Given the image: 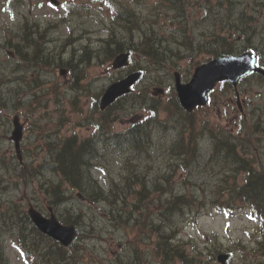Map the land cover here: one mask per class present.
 Wrapping results in <instances>:
<instances>
[{
	"label": "rangeland",
	"instance_id": "1",
	"mask_svg": "<svg viewBox=\"0 0 264 264\" xmlns=\"http://www.w3.org/2000/svg\"><path fill=\"white\" fill-rule=\"evenodd\" d=\"M85 1L88 0H79V5L80 2L83 3ZM196 1H199V5L197 3L196 5L192 6L188 5L186 12L189 26L191 27L193 35L196 39L195 45L201 41V43L203 42L202 48L195 49L191 52L187 51L186 49L195 45L172 46V51L176 52L174 59L170 61L171 59L168 58L167 61L170 62L164 63L162 66L160 65L161 70L159 71H156L154 68L150 67L145 57L140 55V51L138 50L139 45L135 46L137 51L132 49L133 42L137 44V41H140V38L137 37L138 34H129V32H133L132 28H134L136 25L135 16H133L134 18L130 21L132 25L130 23L126 24V21H128L127 18H124L126 19L124 20L118 16L117 25L111 32V41L116 40L120 43L121 48L126 47L127 49L132 50L130 58H133V60L136 61V63L132 65V68L136 67L137 69L141 70V78L143 81H147L148 77L152 76V74H160L163 81L162 83H158V85L164 87L165 93H168L172 87L173 80L170 78V69L175 60L177 61L174 65V68L177 67L181 69L186 76L188 74L189 68L194 65L195 62H203L208 57H211V53L208 51L211 47L210 33L215 32L218 33V35H220V33L223 34L225 33L222 28L224 23L232 22L229 18H227L229 16L222 15L223 10L217 6L216 0H210L212 3L210 6H208L207 3H201L204 2V0H189L190 3H194ZM260 1H262V3L258 5L254 3L255 0H237V6L239 10L245 8L247 9L245 18H248L249 15H254L255 19L251 21H246L245 19L243 22V27H248L250 25L255 26V31L249 29L248 33H255L253 35V44L259 49H264V0ZM101 2L102 0H95L94 2L90 1L91 5L96 6L99 9ZM103 7L106 8V5ZM83 8L85 11H87L86 7L79 6V8H77L79 9V14L67 24L58 27L57 30L50 36L56 37L58 39H63L69 35L71 38L83 36L84 38L82 39H87V37H90L92 45H94V47H98V37L105 34L103 31V25L96 21H93L91 24H87L86 21L88 17ZM134 8L141 15L140 18L143 22V29H145V27L147 28L151 26L157 29L161 33L162 37H166L168 39L170 33H178L180 31L178 36L181 33L184 34L180 27V17H176L172 11H166L164 7H160V5L157 4L155 0H144L141 4L134 5ZM32 10L34 13H36L37 7L32 5ZM210 10H212V12L209 13ZM101 11L105 16H111L110 12L106 13L104 10ZM229 11L232 14L235 13L233 8H230ZM21 13L22 10L19 15H15L14 19L9 18L6 13H0V27H5L8 29L15 26L20 20L19 17L21 16ZM40 19H42V17ZM44 20L46 21V19ZM26 26L30 27L29 25L22 23L19 26V29H24ZM69 27L72 28L71 31H69ZM84 29H87L90 32L85 33ZM230 33L235 35L234 27H232ZM1 35L2 32H0V36ZM5 35L6 33H4V36ZM243 35L248 36L245 34ZM178 36H175V38ZM133 37L135 39H133ZM128 39H130L129 43L126 44ZM177 39L180 40V38ZM48 40L51 41L50 39ZM16 49L19 51L20 49L22 50L21 47H16ZM40 51L43 53V55L45 54V56H43L44 63L38 59H35L38 66V74L36 77L33 76L32 72L28 68V65L22 66L19 63H15L9 72V84H5L0 88V101L5 102L6 108H11L23 100L28 103V105L26 104L21 108V111L29 116V122L31 124L30 127L27 125V129L24 131L23 139H25L29 146L34 148L32 152L34 153L36 163H38L43 157V151L41 149H44L43 142L46 135H50L53 138H65L72 135L73 133H75L77 136H86L90 132L86 131L84 127L90 126V122H85L83 120L84 116L82 112H76L72 110L73 105L70 103L68 98L71 97L73 91L67 86L69 79H66L60 75L61 69L66 72L73 73V82L85 72L87 77L82 83L83 85H87L92 93H97L102 90V87L106 86L109 82V76L113 75V69L109 63L111 59V53L108 49L102 51V53L99 50L95 51L94 56L100 57L99 64H93L89 69H87L90 64L96 62L87 41L80 48L77 59H75L76 56L69 51L71 58L75 61V66L71 65L70 63H64L62 66L60 65L62 57L65 58V60H68L69 56L66 53V51H68L67 48L62 44L48 45ZM80 55H82V59L84 61H87L86 63L81 61L85 64L79 62ZM181 55L182 57H180ZM125 73L126 72L124 71H116L115 76L118 79ZM55 82L58 83L57 90L60 91L61 94L55 95L50 91L52 84ZM258 84L263 83L258 81L255 77L249 76L247 79L241 82L240 92L246 97V99L250 98L253 104L255 101L256 105L259 106V109L264 114V89L260 90V92L263 93V97L258 99L255 96L258 91ZM167 88L169 91H167ZM47 90H49L48 93H46ZM150 92L153 91L151 90ZM38 94L40 95L38 96ZM212 95L214 96L213 99H211L210 105L203 108L201 111L197 110L195 112V118L197 120L196 129H200L203 125H207V127L211 128L212 130L217 129L218 126L232 128L231 125L236 120V113L233 111V105L235 106L233 92L230 89L222 90L221 88L217 87ZM95 97L98 100L99 97L97 94H95ZM139 97L140 98L137 97L135 100L122 99L121 107L127 112H132L137 105L142 104L143 101L146 100L145 96L144 99L143 96ZM165 98L166 95L163 96V100H165ZM242 105L244 106L243 102ZM223 108H226V113L222 112ZM91 113L96 114L97 109L93 108ZM160 117H162V115H160ZM205 121H207L206 124ZM81 123H83L84 126L81 125ZM114 124L116 127L119 126V123ZM136 124L137 123L131 124L129 127ZM93 125L98 127L99 122H94ZM129 127H123L121 128V131H125ZM188 128L195 129V125L189 124ZM260 128L264 131V124H262ZM108 131L110 132V135L111 133L118 132L113 130L111 126H108ZM168 131L170 132L167 136V139L169 140L175 135H173V130L171 128L168 129ZM7 135V132L0 128V157H4V159L7 161L5 162L0 159V172L6 176L11 175L16 168V165H13V162L11 161V144L6 139ZM156 135L159 136L160 134ZM177 136L178 135H176V137ZM102 137H106V135L102 134ZM108 145L109 148L112 149L113 145H115V141H109ZM211 146V138H203L199 144L197 158H195L193 161H190L192 158L189 159L190 163L188 164V171L185 172L180 167L176 168V172L172 175L169 183L164 185L165 190L162 192L163 202L161 204L162 210L160 206L155 205L156 195L153 192L151 195V197H153L151 198L153 202H149L150 197H147L146 193L144 195H140V206H137L136 209L133 205L136 195L133 192L132 194L128 193L124 199L125 202L120 204L121 208L124 209V212H128L129 210H133V213L136 214L142 212L147 217L151 216L154 223L161 222L162 228L169 229V221L171 219L170 217L163 215V212L167 213L169 210L167 201L171 199L172 195L185 191L187 196L193 195V200L190 202V204L184 206L185 210L192 214H190L192 216V220L195 217V214L197 215V220L193 222L195 225H198L196 227L192 225H185L188 220L183 218V215H176L173 219L174 222L172 225L177 229L178 234L181 237H184L187 241L191 239L193 243H196V245H198L200 248H205L206 246L211 248L212 240L221 245L220 241L227 243L237 240L239 236L246 239L244 234L240 232V228L243 223H247V209L237 210L234 216L235 218L229 217L221 212H215L214 206L211 203L213 200L209 199V197H211V185L215 180V176L211 174V171L214 167L219 165V161L217 159L210 160L212 158L210 154ZM259 147L260 150H257L254 156L257 158L256 166L260 168V164L264 165V140L261 142ZM100 148H104L103 142H101ZM53 153L54 152L52 148L45 149L46 158L44 160V166H46V168L49 170L50 168L47 166L49 162L48 158H50ZM122 156L123 153L121 156L111 153L105 157L106 161L104 163H102L104 161L103 156L97 158V160L102 163L103 170L107 177L109 174H114L117 167L124 165L126 161ZM151 159H148L147 154L143 153L140 166L135 164L136 162L131 163L132 166H134L139 171L134 173L136 176H143L146 174L148 181H145L144 184L148 185V189L159 188L156 186V182H158V180L155 179L157 173L155 166H161L165 162V159L162 157V153H158L157 151L152 152ZM145 165L152 166V168L147 171L146 168L143 167ZM220 175L224 177L223 174ZM241 178L242 175L238 177L239 182H241ZM55 179L58 180V176L52 175L49 172H45V175H42L41 177L42 184L45 186V193L53 204L58 200V198L53 196L54 194H57V192L54 190V187L58 189L57 185H59L60 191L63 189L62 183ZM6 181L9 182L8 180ZM160 181L161 180H159V182ZM101 183L106 186L107 181H103ZM140 186V183L137 182L133 185V188L138 190ZM233 186L234 185H231L229 187V191L236 194V190L233 191ZM9 187L10 188L7 190H2L0 188V208L11 209L9 199H18L19 196H21V193L23 192L22 190L24 188L26 199H33V189H35L37 202L43 203L45 200L44 195L39 192L40 189L37 182L33 184L31 183L28 186H21L20 188L16 189H14V185ZM110 188H112V191L115 192L118 190L117 186L115 185L110 186ZM68 189L70 190V187H68ZM90 189L91 188H89V190ZM123 190H129V188L125 186ZM76 191L77 190L72 191L71 198L69 196L60 204L54 205L58 210L66 211L63 214L71 212L74 215H77L80 212L79 208L82 209L85 221L84 226L86 227V229L83 228V231L87 232V235L89 236L84 242V249H82V252L86 255L83 264H105V262L106 264H113L116 259L115 254L121 247V244L127 242L132 243V239L135 235V228L127 224H117L114 222V220H112L113 223L109 222L105 214L102 213V208L98 204L90 205L89 201L86 200L89 199L94 204L93 199L88 197H83L85 198L83 199L82 197L77 196L78 194ZM219 199L222 200L220 196ZM235 202L241 206L246 205V203L242 201L237 195L235 197ZM135 203H137V201ZM22 218H24L22 214L16 215V219L19 223H24L21 220ZM229 219L233 220L230 221ZM0 220L2 221V224H0V232L4 233L7 231V223L5 224L6 221L2 220V217ZM190 220L191 219H189V221ZM190 235L192 236L191 238H186V236ZM209 237H211V239ZM155 243H153L151 247L147 246L152 257L158 255ZM172 244L174 246L177 245L178 247L179 242L173 239ZM142 246L143 245H141V247ZM191 246H189L188 249L193 247ZM203 252V256L205 258V255L208 254V252L207 250H204ZM9 255L11 257L12 264H22L20 260H17L14 252L10 251ZM200 258L202 257L200 256ZM171 264H176V262ZM203 264L210 263L206 261Z\"/></svg>",
	"mask_w": 264,
	"mask_h": 264
},
{
	"label": "trees",
	"instance_id": "2",
	"mask_svg": "<svg viewBox=\"0 0 264 264\" xmlns=\"http://www.w3.org/2000/svg\"><path fill=\"white\" fill-rule=\"evenodd\" d=\"M159 5L160 7H165L166 9H170V11H172L177 17H180V21L185 18L184 8L178 4L177 0H159ZM133 16H135V14L129 10L122 13V18L128 19V21H126V24L130 23L132 25L130 21L134 18ZM228 24H231V22H229ZM26 28L28 30L30 27L27 26L24 27L25 30ZM132 30L133 32L131 31L129 32V34L130 35L138 34L137 37L140 38V41H137V44L133 42L132 49L137 51L135 46L139 45L138 50L145 57L151 59L153 64L156 66H159L161 63H164L168 59L169 54L171 53L172 46L174 45L189 46L190 44L196 43V40H193L189 35H186L185 33L184 34L181 33L178 36L180 31L178 33H170L168 39L166 37H162L161 33L157 29L151 26L147 28L145 27V29H141L138 31H136L134 27L132 28ZM30 31L31 30L24 32L23 36L24 37L30 36L31 35ZM175 36L178 37L175 38ZM182 36L187 40L183 44H180V40L183 39ZM177 38H180V40H178ZM133 39L135 38L133 37ZM120 49H122L120 47V43L116 40H113L111 46L108 48V50L111 53V56L114 55ZM43 56H45V54L43 55V53L39 51L38 57L36 59L42 61ZM129 130H135V127H132ZM73 149H74V144L72 142L71 145L69 144L65 145L60 151L53 150L54 153L51 157L55 158L56 166L50 165L49 168L53 172L59 171V173H63V180L66 183H68L71 187L81 188L84 190L91 188V190H93V188H96L94 185L95 183L90 181L87 175V170L89 169V166H91V160L89 159V156L94 149V143L91 141H86L84 143V150L86 152V155L83 156H79L76 153H73ZM176 155L180 156L179 153H176ZM186 156L188 159L192 158L190 161H193L196 158L195 154L191 151H188L186 153ZM248 175H249V182L241 190V194L244 197L251 196V190L260 189L264 184V178L261 172L254 171L252 169L248 171ZM57 187L58 189L54 187V190L57 192V194H54L53 196L58 198V200L54 204H60L63 200L66 199L65 195L62 193V191H60V186L57 185ZM111 219L114 220V222H116L113 215H111ZM172 242L173 239L156 241L155 247L157 254L159 255L161 253H164V256H166L169 255L171 252H174L173 250L177 248V245L174 246ZM181 255L182 254H180V256ZM41 256L51 264H62L61 256H59L60 258H53L52 255L50 254L49 247H45L43 249ZM66 264H70V263L68 262Z\"/></svg>",
	"mask_w": 264,
	"mask_h": 264
},
{
	"label": "bare ground",
	"instance_id": "3",
	"mask_svg": "<svg viewBox=\"0 0 264 264\" xmlns=\"http://www.w3.org/2000/svg\"><path fill=\"white\" fill-rule=\"evenodd\" d=\"M140 1V0H139ZM165 8V7H164ZM166 9V8H165ZM167 10H170V9H167ZM184 14H185V10H184ZM119 17L121 18V19H123L122 18V14H120L119 15ZM225 25H228V23H224ZM32 34V33H31ZM191 45H195V44H190L189 46H191ZM84 49V48H83ZM173 49H171V53L169 54V57L168 58H170L171 60L170 61H172L173 59H174V55L176 54V52H173L172 51ZM20 51H22L21 49H20ZM135 51V50H134ZM126 53H127V57L128 58H130V56H131V53H132V50H130V49H127L126 48ZM140 55H142L143 57H145L141 52H140ZM114 55H112L111 56V59H112V57H113ZM75 59H77V57H75ZM110 59V60H111ZM145 59H146V61L148 62V65L150 66V67H152V68H154V70H156V71H159V70H161V66L164 64V63H169L170 61H165L164 63H161L159 66H156V65H154L153 64V62L151 61V59H149V58H147V57H145ZM79 60V59H78ZM81 61H84L83 59H82V55H80V60H79V62L80 63H82ZM42 62L44 63V57H43V60H42ZM85 63L87 62V61H84ZM85 63H82V64H85ZM27 66V65H26ZM15 70H17V69H15ZM14 70V71H15ZM132 74H134V75H136L137 77H142V72H141V70L140 69H137L136 67L135 68H132ZM127 77V72L122 76V77H120V78H118V79H124V78H126ZM138 98H140V97H138ZM143 99H144V96H143ZM19 104V103H18ZM134 123H137L136 125H132L131 127H129L128 129H126V130H129V129H131L132 127H135V130H137L138 128H139V123L138 122H134ZM134 123H132V124H134ZM125 130V131H126ZM110 133V132H109ZM117 134V132H114V133H111V136H114V135H116ZM96 157L97 158H99V157H101L100 155H96ZM193 157V156H192ZM190 159V158H189ZM92 164H93V162H92ZM68 184V183H67ZM69 185V184H68ZM69 187H71L70 185H69ZM85 191H90V193L91 192H94L95 191V193L98 195V196H100L99 194H100V192L98 191V190H96V188H93V190H89V189H87V190H85ZM97 191V192H96ZM65 197H66V199H67V195H65ZM68 197H69V195H68ZM55 205H57V204H55ZM2 220H4V219H2ZM23 222H25V217L24 218H22L21 219ZM0 224H2V221L0 220ZM5 224H6V222H5ZM7 225V224H6ZM5 232H7V231H5ZM35 248H37V247H35ZM42 252H43V250H42ZM70 264H80L78 261H70L69 262Z\"/></svg>",
	"mask_w": 264,
	"mask_h": 264
},
{
	"label": "water",
	"instance_id": "4",
	"mask_svg": "<svg viewBox=\"0 0 264 264\" xmlns=\"http://www.w3.org/2000/svg\"><path fill=\"white\" fill-rule=\"evenodd\" d=\"M233 62L237 64L238 67H240V64L236 60H234ZM206 67L209 68L211 71H213L212 73L215 77V74H217V72L221 71L224 68V61L221 59H217L211 62L210 64H208ZM179 100L183 104V106L191 104L192 103L191 93L183 90V88L180 89L179 90ZM193 104L194 103H192L191 105Z\"/></svg>",
	"mask_w": 264,
	"mask_h": 264
},
{
	"label": "snow or ice",
	"instance_id": "5",
	"mask_svg": "<svg viewBox=\"0 0 264 264\" xmlns=\"http://www.w3.org/2000/svg\"><path fill=\"white\" fill-rule=\"evenodd\" d=\"M49 6L50 7H55V4L53 3V0H49ZM62 6V5H61Z\"/></svg>",
	"mask_w": 264,
	"mask_h": 264
}]
</instances>
